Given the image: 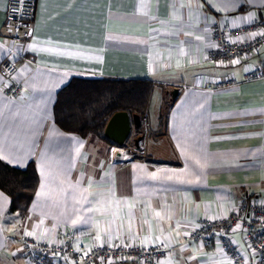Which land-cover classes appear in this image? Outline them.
Wrapping results in <instances>:
<instances>
[{
  "label": "crops",
  "instance_id": "obj_1",
  "mask_svg": "<svg viewBox=\"0 0 264 264\" xmlns=\"http://www.w3.org/2000/svg\"><path fill=\"white\" fill-rule=\"evenodd\" d=\"M7 1L0 62L16 60L24 92L7 96L0 74V158L18 168L32 162L38 184L24 212L10 210L0 189V259L28 264L20 243L30 233L83 250L162 246L158 264H230L220 231L210 244L187 238L202 219L236 212L229 236L255 262L242 209L264 202V77L245 73L264 47L237 63L207 51L214 22L264 18V0H36L30 37L15 44L4 27ZM73 78L151 82L131 156L115 159L132 148L104 133L79 136L56 124L55 98ZM226 79L235 83L206 88Z\"/></svg>",
  "mask_w": 264,
  "mask_h": 264
},
{
  "label": "built area",
  "instance_id": "obj_2",
  "mask_svg": "<svg viewBox=\"0 0 264 264\" xmlns=\"http://www.w3.org/2000/svg\"><path fill=\"white\" fill-rule=\"evenodd\" d=\"M36 0H8L5 15V28L13 44L30 37ZM264 18L254 16L251 20L238 25L216 21L211 26L210 44L207 56L211 60L233 62L240 60L264 47ZM13 51V49H10ZM10 51V52H11ZM16 60L4 58L0 62V74L4 92L11 98H18L24 92L23 84L16 79ZM264 77V58L253 70L245 73L248 81ZM232 79L216 80L206 85L207 89H221L233 85ZM248 219L244 234L249 249L256 257L250 263L232 241L229 233L239 220L234 212L226 218H204L197 228L188 235V241L212 243L220 231L221 253L230 264H264V202L243 204ZM66 234V233H65ZM97 244L86 248L74 247L67 239L57 241L53 237L38 238L30 233L21 237L20 247L28 264H96L97 262H125L134 260L140 264H158L164 257L166 248L162 246L142 247L138 245Z\"/></svg>",
  "mask_w": 264,
  "mask_h": 264
},
{
  "label": "trees",
  "instance_id": "obj_3",
  "mask_svg": "<svg viewBox=\"0 0 264 264\" xmlns=\"http://www.w3.org/2000/svg\"><path fill=\"white\" fill-rule=\"evenodd\" d=\"M151 90L147 79L73 78L57 93L54 119L62 129L79 136L103 134L106 121L116 111L143 117ZM37 184L32 162L18 168L0 158V189L10 197V210L24 212Z\"/></svg>",
  "mask_w": 264,
  "mask_h": 264
},
{
  "label": "water",
  "instance_id": "obj_4",
  "mask_svg": "<svg viewBox=\"0 0 264 264\" xmlns=\"http://www.w3.org/2000/svg\"><path fill=\"white\" fill-rule=\"evenodd\" d=\"M176 91L177 89L174 88L172 92L175 93ZM139 120L140 116L138 114L130 115L124 110L116 111L106 121L103 135L121 145L126 141L132 127L138 128L140 126Z\"/></svg>",
  "mask_w": 264,
  "mask_h": 264
},
{
  "label": "rangeland",
  "instance_id": "obj_5",
  "mask_svg": "<svg viewBox=\"0 0 264 264\" xmlns=\"http://www.w3.org/2000/svg\"><path fill=\"white\" fill-rule=\"evenodd\" d=\"M142 132L144 133L145 131H143V129H141V133H140V135H142ZM148 132V131H147ZM146 132V133H147ZM137 132L136 131H131L130 133H129V136L127 137V139H126V141H125V147H130V148H132V150H129L128 151V153L129 154H127L126 156H114L115 157V159H117V160H123V159H126V158H128L129 157V155L131 154V152L132 151H134L135 149L132 147V145L134 144V141L136 140L135 139V137L137 136ZM97 135H102V134H96V136ZM103 136V135H102ZM111 147V146H110ZM110 150H111V148H110ZM115 152H117V153H121V151L120 150H115ZM115 152H113V153H115ZM109 153H110V151H109ZM133 153H135L136 154V152H133ZM131 156V155H130ZM17 232V231H16ZM17 235H19L20 234V232H17L16 233ZM39 238H42V237H39ZM47 238V237H46ZM44 239V238H43ZM20 262V261H19ZM0 264H15V263H13V262H9L7 259H5V260H1L0 259ZM20 264V263H19ZM22 264H26L25 262H23Z\"/></svg>",
  "mask_w": 264,
  "mask_h": 264
},
{
  "label": "snow or ice",
  "instance_id": "obj_6",
  "mask_svg": "<svg viewBox=\"0 0 264 264\" xmlns=\"http://www.w3.org/2000/svg\"><path fill=\"white\" fill-rule=\"evenodd\" d=\"M21 2H22V0H21ZM261 35H264V33H262ZM238 61H233V63H237ZM91 183V182H90ZM159 215V214H158ZM237 227H239V226H237ZM96 239L97 240H99L100 239V236H99V234L97 235V237H96ZM109 239H111V236L109 235ZM101 246H103L102 244H101ZM128 246H130V245H128ZM109 264H111V261H109Z\"/></svg>",
  "mask_w": 264,
  "mask_h": 264
}]
</instances>
